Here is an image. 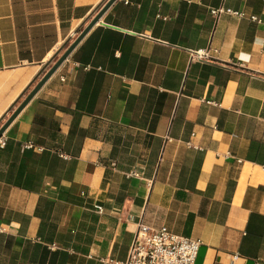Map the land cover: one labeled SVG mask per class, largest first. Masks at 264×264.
<instances>
[{
  "label": "crops",
  "instance_id": "obj_1",
  "mask_svg": "<svg viewBox=\"0 0 264 264\" xmlns=\"http://www.w3.org/2000/svg\"><path fill=\"white\" fill-rule=\"evenodd\" d=\"M107 1L0 0V127ZM140 221L264 264V0H113L4 128L0 264H123Z\"/></svg>",
  "mask_w": 264,
  "mask_h": 264
},
{
  "label": "built area",
  "instance_id": "obj_2",
  "mask_svg": "<svg viewBox=\"0 0 264 264\" xmlns=\"http://www.w3.org/2000/svg\"><path fill=\"white\" fill-rule=\"evenodd\" d=\"M211 13L216 17L222 13L246 16L244 12L224 7L213 8ZM249 19L260 21L254 15H250ZM192 57L205 60L209 55L208 51L199 50ZM98 210L101 208L98 207ZM199 243L198 239L175 234L166 226L150 227L140 221L123 264H194Z\"/></svg>",
  "mask_w": 264,
  "mask_h": 264
},
{
  "label": "water",
  "instance_id": "obj_3",
  "mask_svg": "<svg viewBox=\"0 0 264 264\" xmlns=\"http://www.w3.org/2000/svg\"><path fill=\"white\" fill-rule=\"evenodd\" d=\"M113 2V0H108L102 7L98 15L90 22L86 27L80 32L77 38L68 46V48L62 53V55L57 59V61L52 65V67L45 73V75L40 79L37 85L32 89V91L27 95V97L22 101L19 107L12 113L9 119L0 127V136L4 128L13 119V117L19 112V110L28 102V100L34 95L37 89L45 82V80L54 72V70L61 64V62L67 57L73 47L78 43V41L84 36V34L89 30V28L94 24L97 18L107 9V7Z\"/></svg>",
  "mask_w": 264,
  "mask_h": 264
}]
</instances>
